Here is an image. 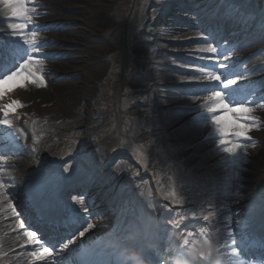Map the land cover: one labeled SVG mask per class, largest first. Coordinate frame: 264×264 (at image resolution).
<instances>
[{
  "label": "bare ground",
  "instance_id": "1",
  "mask_svg": "<svg viewBox=\"0 0 264 264\" xmlns=\"http://www.w3.org/2000/svg\"><path fill=\"white\" fill-rule=\"evenodd\" d=\"M128 1L28 0L29 6L35 8V12L32 13L34 22L30 25V28L36 31L37 44L42 45L39 53L30 52L29 50V54L38 59L41 74L45 80V86L36 87L34 84H28L26 87L20 88L18 85L24 82V77L21 75L11 80V84L6 88L10 90L1 99L2 102L0 104V107H2L12 101H18L22 105L17 107L7 117L10 126L0 124V136L7 142L9 153L12 147V150L15 149L20 156H27V158H24L26 162L22 163L24 166L20 172L21 175H12L16 184L15 190L20 191V194L22 192L23 197L18 198L24 203L22 208L27 215L31 213L35 218L34 209L32 208L33 203L27 202L29 195L25 193L26 191L23 188V185L28 180V169L33 167L31 164L32 159L28 158V155L31 153V156L37 162V159H41L45 164L55 165L56 163L53 162L57 158L56 151L52 148L53 146L48 147L47 142L57 138L59 132L64 131L62 126L56 130L44 129L41 126H45L44 124H48L51 120L56 121L60 119L62 117L60 109L62 111H69L68 115L67 113H63V118L74 123L66 124L68 129L71 126H75L88 130L90 129L89 127L96 126L97 120L92 116L91 110L88 108L84 110L81 108V111L80 109L78 110L85 117L83 118L85 121H82L79 118L76 106L81 101L88 102L90 105L97 75H100L105 70L111 71L105 63L111 61V57H114L111 55L112 45H117L116 47L120 49L119 46L122 42L118 37L121 38L123 35L121 23L124 14L121 6L123 9H125L123 6L127 8ZM187 1L190 0H184V3ZM197 1L198 3H193V6L185 5L182 9L178 6L182 0H140L137 5H132L140 15L134 24L130 26L129 32L126 35V53L135 60V64L131 63L132 60L127 57L126 74L121 84V90L125 91L126 96L123 106L128 104L130 110L133 109L136 112L140 111L142 107L147 109L155 108L157 112L154 113V118L150 119L148 123V117L143 121L145 127L153 124L154 129L160 128V132L170 137L169 142L171 140L174 142V144L170 143L173 147H179L181 152L191 150L184 158L187 161L186 164L190 172H193L190 174L198 180L190 179L197 185H200L201 181L206 184L204 191L206 197H209V199L205 200H208L205 209L209 213L204 214V216L209 215V223L207 225L209 233L206 237L211 242L204 253L203 261L196 257L197 254L194 250L196 246L194 243H191L188 245L187 250H180L177 252L178 254L175 253L162 258L158 257L161 260V264H175L174 260L176 259L180 261L179 264H182L183 261H186V264H246L242 261L243 258L239 254L241 248L238 245L244 244L246 246V244L252 243L251 241L263 236L262 233H264V186L260 184L264 179V108L259 107L257 110H254L253 115L259 118L260 123L258 128H254L249 133L251 137L257 138L258 142L255 139L246 141L245 143L248 145L246 149L241 150L236 156H230L219 145V136L211 124L210 114L203 107V99L201 98L193 103V99L185 97V101V98L183 100L181 97L175 99L174 96L179 93L178 86L190 87L191 89L188 88L189 90H187L188 93L192 92L196 86H207L194 82L196 80L204 81L208 76L206 72L194 68L187 74V68L183 67L180 63L182 62L181 60H184L188 63L200 62L209 67L212 66L211 62L206 59H200L201 61L195 60L193 58L195 56L189 54V50L183 49V47L190 48L192 51L198 50L187 45L193 42L196 43L197 41L202 43L211 41L212 39H208L210 37L208 30H203L202 26L196 28L195 25L206 23L208 25L204 26L208 27L214 23L216 27H222L223 30L231 34L232 39H228L227 41L224 35L218 36V38H223L224 36L225 46L226 44H230L235 37L246 38L244 43L237 46H241L239 50L242 51H238L236 47H232L233 45L227 47V49H232L235 52L229 55L231 57L230 61H225V63L231 64V67L225 74L242 73L244 75L242 83L245 87L242 90H237L232 95L229 94L226 99L229 101L233 98L242 100L244 95L249 99L258 100L264 97V89L258 88L260 90L258 91L252 85L253 82H257L259 78H263L264 76V72L259 71L261 68H259V65L264 63V52L261 54L262 57L258 59V62L255 61L257 60L255 58L250 61L255 55L254 51L259 52L264 47V40H260L264 36V8L259 5L255 7L250 0ZM114 5L117 8L114 10V15L111 16V9ZM145 8L149 9L148 14L144 10ZM176 8L180 10L177 11ZM65 11H69V13L73 12L74 15H69V13L63 14ZM182 13H195L199 18L192 21L184 29L185 25L181 21L182 16H180ZM76 14L80 16H76ZM61 21L64 22L60 23ZM10 22L16 21L6 16L2 10V5H0V29L4 30L0 32V60L4 56H10L11 53H15L18 57L20 56L19 59L21 57L27 59L24 51L28 46L24 45L22 40L18 42L10 34H6L10 33V30L7 28ZM167 22L172 23L175 28L170 30L162 29L160 25ZM98 24H100V29L97 27ZM111 24L115 25L110 30L116 28L113 31L114 35L110 37L112 45L103 38V35L107 34L110 30L102 29V26H109ZM56 26L59 30L71 33L72 39L63 38V36H60L61 39H59L47 32L56 28ZM226 26L228 29H226ZM219 27L218 29H220ZM110 33L112 32H109L108 35ZM259 33L261 34L259 35ZM25 35L31 38L27 30ZM181 35L182 37H179ZM67 45L71 47L65 48L67 50L61 53L60 50L64 49ZM66 52L71 53L64 55ZM73 52L86 54L79 56L73 54ZM200 54L207 55L208 53L200 52ZM201 55H198V57ZM54 58L57 60L55 65L52 61ZM175 58H177L178 63ZM23 59H21V63ZM247 59V65L242 72L236 69V66H239ZM196 64L198 65L199 63ZM216 71L220 72L221 70L217 68ZM58 77H66L70 81L56 83L55 80ZM125 81L133 85L136 92L146 93L149 90L148 93H151V95L143 101V104H141V99L136 97L137 99L134 98L135 101L139 100L140 102H133L129 106V101L132 100L126 94L128 90L125 89ZM207 91V89L203 92L198 90V93L209 94ZM229 96L233 97L229 98ZM138 104L141 106H137ZM128 107L125 111L129 109ZM220 114L225 115L226 120L231 119L225 113ZM3 119L5 117L0 112V120ZM17 127L22 129L18 138L15 135L17 133L15 130H18ZM36 127H38L40 139L32 144L28 141L29 139L27 140V137L29 138L28 133H31V130ZM43 129L48 130V133H44ZM155 134L157 133L148 132V135L141 137L147 138L149 136L152 138ZM24 136V141L27 140L25 145L29 146L22 147L19 144L18 139L22 140ZM103 144L104 142L102 141L101 145ZM245 151L247 152L246 156L244 155ZM94 152V154L99 153L98 150ZM117 158L116 156L114 160ZM85 160L88 161L85 164L86 166L96 164L91 162V160ZM3 164L5 166H13L17 163L11 162L8 159ZM125 164L121 162L115 163V170L118 176L116 173L114 174L119 179L115 177V180L114 177L109 178L104 176L106 180H103L101 175L92 174L94 177L97 175L96 178L100 179V183L98 184L93 179L90 183L95 184L93 186L94 196L92 200L94 202L98 201L103 209H107V213L111 217V223L113 217L112 207L106 205L108 198L104 194V189L100 186L102 182L104 181L105 186H109V192L112 195L113 191L111 189H114L119 199L124 198L121 195L125 196V200L129 199L130 203L127 204L126 208L131 207V211L128 213L126 219H130V224L132 225V229L130 230L133 232L130 231V235L127 234L128 238L126 239L121 238L114 241V239L119 237L116 234L113 241L110 242L105 238V235L110 233L112 224L110 225L111 228L103 231L94 227L85 234V237L82 238V241L78 245L72 246L73 251L71 253L76 254L81 249L91 248L97 254L111 257L113 261L120 264L122 263V256L125 255L127 257L130 254H136L137 249L138 251L140 249L145 250L146 246L144 247V244L147 241L146 238L150 237V235H140L142 229H144L145 233L148 231H158L161 226L159 223V213L155 207L148 205V196L142 189L145 185L141 187L140 184L134 182L131 184V187H128L131 181L123 183L122 178L126 177V174L129 173L127 171L126 173L120 171L124 168ZM18 165L14 167H19ZM66 167L69 168V175H42L38 176L35 182H37L41 189H50L53 192L51 197H56L54 195L58 187L56 185L63 184L69 180V177L73 176V170L68 165ZM38 173L40 171L35 174L37 175ZM2 174L3 172L0 173V177ZM198 175H201V177L198 178ZM18 183L21 184L19 185ZM90 197L88 196V198ZM219 198L222 200H219ZM223 200L224 202H222ZM3 201V198H0V218L1 216L5 218L0 219L2 222L0 225H10L8 229L12 231V233H9L12 238H0V264H30V261H34H29L31 257H10L6 255L7 251L12 250L21 251L24 254L22 250L29 248V246L25 240L27 237L21 236L24 229L20 228L21 222L18 220V216L10 212L6 201L5 204H1ZM6 210L9 211L8 215L4 214ZM98 211L100 212V210ZM106 223L109 225L108 222ZM199 223H205V221L201 220ZM138 225H141V228ZM110 234L113 235V232ZM186 239H182V242L176 241L173 246L177 248L184 246ZM13 240L16 241L12 243ZM101 240L103 243L100 244L98 241ZM233 240L236 241L235 244H233ZM203 243H199L198 252ZM155 250H157V247ZM108 251H114V253L110 255ZM164 254L162 253L160 256H165ZM135 261L132 262L129 258L126 259L127 264H138V260ZM146 262L148 263L147 259ZM40 263L42 264V262Z\"/></svg>",
  "mask_w": 264,
  "mask_h": 264
},
{
  "label": "rangeland",
  "instance_id": "2",
  "mask_svg": "<svg viewBox=\"0 0 264 264\" xmlns=\"http://www.w3.org/2000/svg\"><path fill=\"white\" fill-rule=\"evenodd\" d=\"M131 1V2H129ZM128 6H123L125 9H121L124 12L123 14V21H122V29H123V35L119 38V40L123 43L117 48L116 46L112 45L111 36L114 35L113 31H115L116 28L110 30L115 24H111L109 26H102L103 30H110L109 32H112L108 35H103V38H105L110 44L112 45L111 48V55L114 57H111V61H107L105 64L108 66V70H105L100 75H97L96 82H95V89L93 90L92 94V101L90 105L88 102L81 101L80 104L76 106L79 118L82 121L84 116H82L81 108L84 110L85 108H88L91 110V113H93L92 116L95 117L97 120L96 126L89 127L90 129L86 130L83 127H75L71 126L69 129L66 127V124L71 123L68 119L63 118V113L69 114V111H62L60 109L62 117L58 120H51L48 124L45 123V126H41L44 129H51L56 130L59 129L61 126L64 128V131L59 132V135L57 138L50 140L47 142V146H53L52 148L55 149L57 158L56 161L53 163H56L54 166L53 164H45L41 159H37L38 162L30 155H28V158L32 159L31 164L33 167L27 168L28 169V183L29 186L35 188L36 190L32 189V192L35 195H39L41 192L40 187L35 182V178L42 175H53V176H61L64 173V168L67 165L72 166L75 173L79 174V168L74 166L73 164H77L78 161L82 162L84 161V156L88 157L89 154H94L95 150H98L97 157L95 160L97 162H100L103 165H106L105 170L108 172L112 169L113 163H111V159L118 157L115 161H123L126 162L124 165V170L126 169L127 173L126 177L123 178L124 182L127 180V182H130L133 184L136 182L137 184H143L147 186V189L151 193H147V200L148 205L155 207L156 211L159 213V221L161 224L165 226V230L163 231V241H164V250L169 251V247L172 246V243L174 241H178L181 238L184 237L185 234H187V237L189 240L193 239V236L199 234V236H202V233L205 232L206 223H201L199 226H197L199 223H197V220L194 219V214L198 213L200 214V218L203 219L204 214H207L208 212L205 210L206 207V199L204 189L206 188V184L200 182V185L194 184V182L191 179L198 180L194 178L193 175L190 173V169L187 167V161L184 158L188 153L191 152V150H186L185 152H181V149L178 147H173L169 142V138L165 136L163 132H159L155 134L154 137H147L143 138L141 137V132L145 129V121L148 117L149 122L150 119L154 118L157 110L155 108L147 109L145 107L140 108V111H135L133 109L130 110L128 107V104H125L123 106V101L125 99V91L121 90V84L124 80V75L126 74L125 67H126V61L127 57L128 59L132 60L131 63L135 64V60L132 59V57H129L127 52V48L125 47V41H126V35L129 32L130 26L134 24V22L137 20V17L140 15L139 12H136L134 6L137 5L140 0H129ZM252 1L253 5L256 7V5H259L260 7L264 8V0H250ZM249 1V2H250ZM193 3H198L197 0H190L184 3V0L178 4L179 8L182 9L185 7V5L193 6ZM117 8L116 5L111 9V16L114 15V10ZM177 11L180 10L176 8ZM146 13H149V9H144ZM57 12V10H55ZM69 11H65L63 14H68ZM69 15H74L73 12L69 13ZM175 15V14H174ZM76 16H80L77 15ZM179 16V15H176ZM180 16L181 21L183 22L184 29H186L188 24H191L192 21L197 20L199 17L195 13H182ZM64 21H61L62 23ZM118 23V21H116ZM186 22V23H185ZM208 24H200L195 25V27H203V30H208V34L211 37H218L219 35L228 36L226 41L231 38V34L227 32L226 30H223L222 27H216L214 23L212 25H209L208 27L204 26ZM162 29H173L175 26L172 25V23L167 22L163 25H160ZM97 27L100 29V24L97 25ZM226 29L228 27L226 26ZM50 34H53L57 38L61 39L60 36L66 39H72L71 33H66L64 30H59V28L56 26V28L47 31ZM186 32V31H185ZM220 33V34H219ZM237 34V33H236ZM261 33H259L260 35ZM263 35V34H262ZM177 37V35H175ZM179 37H182L179 36ZM184 37V35H183ZM187 40V38H185ZM264 40V36L260 39ZM242 41H245L242 37H235L233 40V43H241ZM209 41H205L204 43L197 41L196 43H190L187 45L188 47H193L194 49L198 50H191L190 48L183 47V49L189 50V54L195 56L194 59H203V57L211 56L212 54L208 53V55H201L199 51L201 48L207 47V44ZM224 43H226L224 40L222 42L217 43L214 46H217L218 49L222 50V52L226 55L234 53L232 49L224 50ZM46 46V45H44ZM67 47L71 46H65L64 49L60 50L61 53L67 49ZM59 48V47H57ZM181 48V47H180ZM69 50V49H68ZM238 51H240L237 48ZM264 52V47L261 48V51H254L255 55L252 59L258 62V57L261 55V53ZM71 52H66L64 55H69ZM73 54L83 56L86 53H76L73 52ZM198 55H201L198 57ZM57 57V56H56ZM177 62V58H175ZM54 62V65L57 63L56 58L52 60ZM184 61V60H182ZM248 59L245 60V62H242L239 66H236L240 71L243 70L247 63ZM187 64L182 65L183 67L188 68L186 71L187 74L191 72L194 68L203 70L207 74H209V71L212 69L211 67H207V69L202 68L196 64V62H190L184 61ZM178 63V62H177ZM182 63V62H181ZM202 65V64H201ZM260 67H264V63L260 65ZM113 69V70H112ZM180 76V75H179ZM183 77V76H182ZM70 81L66 77H58L55 82L56 83H62ZM125 89L126 94L129 96V99L132 101H129V106L133 102H140L139 100H136L134 98L141 99V104H143V101L151 95V93H148V91L145 92H136L134 89V86L131 85L129 82L125 81ZM11 84V81H9L7 84L3 85V88L9 87ZM256 85H260V89H264V79H260ZM191 89L190 87H188ZM188 88L178 86L179 93L174 96L176 99L177 97H181L182 100L184 97L192 99L193 95H199L203 97L204 95H208L201 93H198V90L203 92L208 88V86H196L193 88V91L188 93L186 90H189ZM208 92V91H207ZM137 93V94H136ZM134 95V96H133ZM133 97V98H132ZM136 98V99H137ZM185 98V101H186ZM179 101V100H178ZM0 99V104H1ZM180 102V101H179ZM137 104V103H135ZM141 106V105H137ZM129 108L127 111H125L126 108ZM80 109V111H78ZM127 112V113H126ZM34 117V115H32ZM100 117V119H99ZM35 118V117H34ZM74 124V123H71ZM147 127H152L149 129V131L152 129L155 131L153 124L147 125ZM44 133H48V130H44ZM146 133L147 130H144ZM169 133V132H168ZM29 138L27 137V140L30 141L32 144L36 143L37 140L40 139V136L38 135V127L33 128L31 130V133H28ZM50 135V134H48ZM52 137V136H51ZM255 138V137H254ZM58 139V141H57ZM104 142L103 145H101V142ZM21 143V142H20ZM174 144V142H172ZM23 144V143H22ZM176 144V143H175ZM3 145V144H0ZM29 146L24 145L22 147ZM100 146V147H99ZM26 151V150H25ZM0 155L5 156V159L0 162V168L3 169L2 178L4 179V182L7 186L8 191L10 192L9 198L6 201L8 203V209L11 213L19 214L17 211V203L16 199L19 196L16 188L15 181L13 180L12 175H21V170L23 169L24 164L26 160L24 158H27V156H20L19 153L10 152L8 153L6 151L5 147H2L0 150ZM8 159H10L11 162H16L19 164V167H14L17 164L13 166H5L3 163L6 162ZM80 159V160H79ZM61 160L63 164L61 166H56L57 163ZM73 163H71V162ZM121 162V163H123ZM30 167V166H29ZM115 170V167H113ZM40 171L37 175L36 172ZM122 171V170H120ZM192 171V169H191ZM11 172V173H10ZM111 172V171H110ZM113 173V172H112ZM83 174V173H81ZM133 174V175H132ZM75 175V174H74ZM52 176V177H53ZM198 178L201 177V175L197 176ZM191 178V179H190ZM264 183L263 181L260 183L261 186ZM19 185L21 183H18ZM60 186V185H59ZM18 187V185H17ZM153 191V193L151 192ZM115 192L113 191L115 199L117 198L115 196ZM42 193V192H41ZM43 194V193H42ZM153 194H156V197L159 198V201L153 200ZM44 195V194H43ZM17 197V198H16ZM38 197V196H35ZM123 199H125V196ZM38 199V198H37ZM118 199V198H117ZM219 200H222L219 198ZM186 201V202H185ZM118 205L123 204V200H117ZM224 202V200L222 201ZM122 203V204H121ZM5 204V200L1 203ZM10 204V205H9ZM14 205V206H13ZM12 210L10 209V207ZM14 208V209H13ZM4 209V208H3ZM199 209V212H198ZM3 212V211H2ZM5 215L9 214V211H4ZM192 215V217H191ZM20 218V217H19ZM18 218V219H19ZM0 219H5L1 216ZM0 224L2 222L0 221ZM190 224H193L194 226L192 228L189 227ZM10 226V225H9ZM9 226L0 225V238H8L11 239L12 236L9 233H12L11 230L8 229ZM107 227V225H104ZM103 226H100V230H106L103 228H106ZM141 228V226H140ZM12 229V227H11ZM144 232V229H142ZM192 233L189 235V233ZM22 232L21 236H24ZM176 233V235H175ZM180 234V235H179ZM179 235V238H178ZM27 240V239H25ZM16 241L13 240L12 243ZM176 250V249H175ZM24 254L21 251H7L6 255L8 256H15V257H31L30 264H37L35 259L29 254L28 251L25 249ZM20 254V255H18ZM168 256V254H167ZM160 258L166 257V256H159ZM3 259V257H2ZM39 264V263H38Z\"/></svg>",
  "mask_w": 264,
  "mask_h": 264
},
{
  "label": "snow or ice",
  "instance_id": "3",
  "mask_svg": "<svg viewBox=\"0 0 264 264\" xmlns=\"http://www.w3.org/2000/svg\"><path fill=\"white\" fill-rule=\"evenodd\" d=\"M0 5H2L4 14L11 20L16 21L8 23L7 28L10 30V33L6 34H10L18 42L22 40L23 44L28 46L24 51L27 59L21 57L23 62L19 64V67H15L14 64L13 68L15 70H10L8 73L2 74L3 78L0 79V99H3L10 90L3 88V85L16 77L21 75L24 77V82L18 85L20 88H24L28 84L42 87L45 86V80L41 74L38 59L29 54V50L30 52L39 53L42 47V45H38L36 42V31L30 28V25L34 22L32 13L35 12V8L29 6L28 0H0ZM26 30L30 33L31 38L25 35ZM3 31V29H0V32ZM208 39L211 40L210 37ZM200 51L212 54L211 56L203 57V59L211 62L212 69L204 81L196 80L194 82L207 85L209 94L203 97L193 95V103L201 98L203 99V107L210 114L211 124L219 136V145L223 147L225 153L230 156H236L241 150L247 148L248 145L245 142L251 141L252 137L249 133L254 128L259 127V118L253 115V113L255 107L264 108V102H261L264 101V97H261L259 100L249 99L247 96L242 100L234 98L231 101L227 100L226 97L229 94L232 95L237 90L244 89L245 85L242 83L244 75L242 73H234L233 75L225 74L231 67V64L225 63V61H230L231 57L224 54L212 42H209L207 47L201 48ZM202 67L207 68L208 66L204 65ZM217 68L221 71L217 72ZM20 106L22 105L18 101H12L0 107V112L5 117V119L0 120V124L9 125L7 117ZM220 113L227 114L231 119L226 120L225 115H221ZM244 155H247L246 151ZM4 159L5 156L0 155V162ZM64 171L68 172L69 168L65 167ZM2 172L3 169L0 168V173ZM9 195L10 192L7 189L4 179L0 177V198L7 201ZM75 203L79 204L80 207L68 209L72 218V222L68 225L69 231L66 233L57 232L54 236L48 237V242L42 239L43 233L41 231L37 228H31L30 224L28 225L31 230H26L23 233L27 237L26 244L29 246L25 250L29 252L35 261L42 262V264H69L68 256L73 251L72 246L78 245L82 241V238L85 237V234L95 227L91 223L92 206L86 202V198L81 197ZM52 210H54V207ZM203 220L208 221L209 215L203 216ZM25 223H20L21 229L25 228ZM82 224H86L87 226L80 230L78 225ZM191 234L190 232L189 235ZM184 243L187 244V240ZM204 243L207 245L208 241L205 240ZM235 243L236 241L233 240V244ZM78 256L79 264H109V262H106L91 248L81 249Z\"/></svg>",
  "mask_w": 264,
  "mask_h": 264
}]
</instances>
